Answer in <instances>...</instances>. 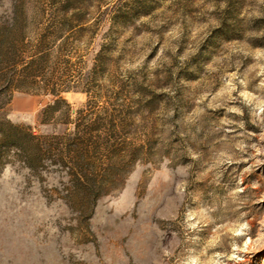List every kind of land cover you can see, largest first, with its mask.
Here are the masks:
<instances>
[{
    "label": "rangeland",
    "instance_id": "obj_1",
    "mask_svg": "<svg viewBox=\"0 0 264 264\" xmlns=\"http://www.w3.org/2000/svg\"><path fill=\"white\" fill-rule=\"evenodd\" d=\"M0 264H264V0H0Z\"/></svg>",
    "mask_w": 264,
    "mask_h": 264
}]
</instances>
